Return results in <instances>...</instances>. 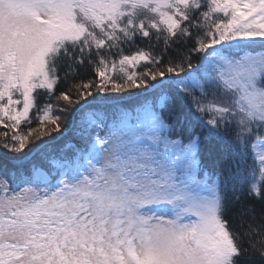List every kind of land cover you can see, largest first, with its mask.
Masks as SVG:
<instances>
[{
    "label": "snow or ice",
    "instance_id": "snow-or-ice-1",
    "mask_svg": "<svg viewBox=\"0 0 264 264\" xmlns=\"http://www.w3.org/2000/svg\"><path fill=\"white\" fill-rule=\"evenodd\" d=\"M0 264H264V0H0Z\"/></svg>",
    "mask_w": 264,
    "mask_h": 264
}]
</instances>
